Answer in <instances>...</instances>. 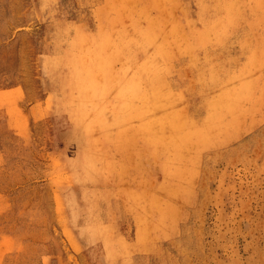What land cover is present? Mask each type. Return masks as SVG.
Here are the masks:
<instances>
[{"label":"rangeland","instance_id":"obj_1","mask_svg":"<svg viewBox=\"0 0 264 264\" xmlns=\"http://www.w3.org/2000/svg\"><path fill=\"white\" fill-rule=\"evenodd\" d=\"M205 1L0 0V264H264V0ZM146 55L163 97L115 126L119 78Z\"/></svg>","mask_w":264,"mask_h":264},{"label":"bare ground","instance_id":"obj_2","mask_svg":"<svg viewBox=\"0 0 264 264\" xmlns=\"http://www.w3.org/2000/svg\"><path fill=\"white\" fill-rule=\"evenodd\" d=\"M100 1V0H99ZM205 1V0H204ZM162 2V1H161ZM165 2V1H164ZM206 2V1H205ZM232 3V2H231ZM234 3V5L236 6V2L234 1L233 2ZM146 4V3H145ZM208 4H209V2H208ZM225 5V4H224ZM227 5V4H226ZM234 5H233V7H234ZM229 8H231V7H229ZM235 8V7H234ZM145 9V8H144ZM155 10H156V8H155ZM236 10V9H235ZM127 11V10H126ZM97 12V11H96ZM233 12H234V10H233ZM94 13V12H93ZM98 14V13H97ZM97 14H95V15H97ZM216 14V13H215ZM168 15V14H167ZM218 14H216V16H217ZM233 16H236V14L235 13H232V11H230V9H227L226 11H224L223 13H221L219 16H218V18L220 19V20H222V21H224V23H222L223 24V26H222V28H221V32H227V31H229V26H228V24H227V22L229 21V20H231L232 19V17ZM241 15H239V17H240ZM188 18H190L191 20H193V19H196V18H194V17H192V16H187ZM214 18H215V20H216V17H213L212 19H209L208 21H210V20H214ZM171 19V18H170ZM189 20V19H188ZM133 21V20H132ZM193 21H195V20H193ZM190 22V21H189ZM214 22V21H213ZM192 23V22H191ZM210 23H212L211 21H210ZM210 23H207V24H210ZM153 24H154V22H153ZM215 24H217V22L215 23ZM195 25H196V23H195ZM230 25V24H229ZM166 27H167V25H166ZM198 27V26H197ZM210 27V26H209ZM139 28V27H138ZM145 28V27H144ZM176 28V27H175ZM211 28V27H210ZM124 29V28H123ZM137 29V28H136ZM143 29V28H142ZM186 31V30H185ZM214 31V30H213ZM142 32V31H141ZM137 33H138V31H137ZM158 33H159V31H158V28L156 27V28H153L152 27V25L149 23L148 24V26H147V30L145 31V32H143V35L141 36V35H139V33L137 34V35H135V36H137L135 39H137L138 38V36H141L142 38H143V40H144V43H145V45H146V43H150L151 42V44L153 43H155V45L157 46V48L161 51V54H163V56H164V58L166 59L165 61L166 62H168L167 60H170V55H169V51H168V47L170 46V45H172L171 44V42H168L170 45H167L166 43H163V42H159L160 40H161V37H163V35L160 37L159 35H158ZM168 33V32H167ZM131 34H132V32H131ZM130 34V35H131ZM134 34H135V32H134ZM134 34H133V36H134ZM192 34V33H191ZM213 35V34H212ZM160 37V40L158 41V38L157 37ZM114 37V36H113ZM132 38V37H131ZM163 39H165V38H163ZM190 39V38H189ZM111 40V39H110ZM164 41V40H163ZM180 41V40H179ZM196 41V40H195ZM113 42V41H112ZM148 43V44H149ZM202 43V42H201ZM150 44V45H151ZM176 43L175 42H173V45H175ZM59 45V44H58ZM149 45V46H150ZM60 46V45H59ZM58 46V48H61V47H59ZM152 46V45H151ZM98 47V46H97ZM201 47H202V45H201ZM113 48V47H112ZM153 48V47H152ZM151 47H150V49H152ZM205 48V47H204ZM114 49H115V47H114ZM117 49V48H116ZM134 49V48H133ZM208 49V48H207ZM154 50V49H153ZM156 50V49H155ZM194 50V49H193ZM147 51V50H146ZM151 51V50H150ZM197 51V50H196ZM148 52H149V50H148ZM116 53V52H115ZM114 53V54H115ZM155 53H158V52H155ZM155 53H154V56H155ZM193 53H194V51H193ZM148 54V53H147ZM151 54V53H150ZM158 54H160V52L158 53ZM189 55V54H188ZM151 57V58H155V57ZM157 56V55H156ZM161 57H162V55H160ZM160 56H157L158 57V59H154L155 61H156V63L158 62V60L160 59ZM184 56H187V55H184ZM198 56V55H197ZM195 57H196V55H195ZM58 58V57H57ZM56 58V59H57ZM145 58H146V60L144 61V62H142V63H140V64H138L137 65V68H138V73H137V75L134 77L133 76V79H131V80H129V81H127L126 80V77L125 78H119V85L121 86L119 89H118V92H117V94L113 97V99H112V101H113V104H112V112H107L103 107H102V105L106 102V100L108 99V98H111L110 97V95H108L107 96V91H108V88L110 87V85H111V80H109V76H108V71L110 70V68L111 67H100V68H102V70L104 71V76L103 75H101L102 76V86H100V81L97 79V77H96V73H95V71H97L98 70V68L99 67H91L90 68V70H93V71H91V72H87V76H86V80H85V84H86V86H85V88L86 89H90L89 91H90V93H91V96H92V102H93V104H94V106H95V108H96V111L99 113V115L100 116H102L103 117V119H105L106 117H108L109 115L108 114H105L104 112H107V113H111V117H112V123L113 124H116V123H120V121L119 120H121L122 119V117H126V111L128 112V114H129V116L130 117H132V116H134L135 115V113H136V111H137V108H138V106L140 107V109L143 111V112H145L146 110H148L149 108H152V107H154V105H155V103H152L154 100L155 101H158V100H160L162 97H163V92H162V87H161V83H160V79H159V76H158V74L156 73V72H158V71H160V69L162 68V66H160V64H161V62L162 61H160V64L158 65V64H154V65H152L153 63L151 62L152 60H150V58H149V56H145ZM194 57L192 56V59H193ZM199 58V57H198ZM197 58V59H198ZM201 58V57H200ZM187 59H190V58H188L187 57ZM195 59V58H194ZM58 60V59H57ZM162 60V59H161ZM199 60V59H198ZM56 61V60H55ZM52 62L51 61V63H55V64H58L59 62ZM59 61V60H58ZM107 62H108V60H106ZM191 61H193V60H191ZM195 61V60H194ZM197 61V60H196ZM154 62V61H153ZM190 62V61H189ZM110 63V62H109ZM155 63V62H154ZM159 63V62H158ZM162 63H164V62H162ZM191 63V62H190ZM194 64V63H193ZM53 65V64H52ZM94 65V64H93ZM191 65V64H190ZM206 65H208V64H206ZM54 66V65H53ZM169 65H165V66H163V67H168ZM204 67H206V66H204ZM207 68V67H206ZM153 69V71H154V73L152 74V71H150V70H152ZM209 69V68H208ZM202 70V69H201ZM200 70V72H201V74L203 75V77L202 78H204V81H206V83H203V79H200V83H202L201 85H200V88H202V89H204V88H207V87H209V85H212V84H217V86H220V88H221V92H223L224 94H225V96L221 93V95H220V98H222V99H226V100H229L230 102H231V100H230V98L229 97H233V92H232V88H230V86H229V88H225V87H228V86H226L225 84H224V86H223V81H225V80H217L214 76H212V75H208L209 76V78H205L204 77V71L202 72ZM80 72H82V71H80ZM83 73V72H82ZM81 74V73H80ZM85 74V73H84ZM86 75V74H85ZM206 75V76H207ZM200 76H199V78H200ZM99 79L101 80V77H99ZM228 79V78H227ZM199 80V79H198ZM222 82V83H221ZM230 85V84H229ZM118 86V85H117ZM115 88H116V86H115ZM177 90H179V89H177ZM110 91V90H109ZM115 91V90H114ZM225 91V92H224ZM181 92H183L184 94H190V90H188V89H185L184 91H181ZM189 92V93H188ZM90 93H89V95H90ZM113 93V92H112ZM63 94V93H62ZM61 94V95H62ZM60 95V96H61ZM81 95V93L79 94V96ZM140 95H144V102H143V104L142 105H136L134 102H133V100H135V98L137 97V96H140ZM168 95H169V97H174V96H178V95H180V93L178 92V91H176V90H170L169 92H168ZM206 95V94H205ZM215 95V94H214ZM219 95V94H218ZM229 97H228V96ZM182 96V95H181ZM78 97V96H77ZM225 97H227V98H225ZM62 98V97H61ZM80 98V97H79ZM85 98L86 97H84L83 99L85 100ZM212 98V97H211ZM82 99V100H83ZM88 99H89V96H88ZM214 99H216V98H214ZM235 99H237V96L235 95ZM79 100V99H78ZM77 100V101H78ZM219 100V99H218ZM80 101V100H79ZM87 101V100H86ZM214 101H216V100H213V102L212 101H209V102H207L206 104L208 105V106H211V111L213 110H215L216 108L217 109H220V108H218V106H216L215 104H216V102H214ZM224 101V100H223ZM222 101V102H223ZM83 102V101H82ZM219 102V101H218ZM229 102V103H230ZM87 103V102H86ZM85 103V104H86ZM199 105H200V103H199ZM198 105V106H199ZM221 105H223L222 103H221ZM76 106H77V103H76ZM78 107V106H77ZM76 107V108H77ZM84 107V105L82 106V108ZM104 107H105V105H104ZM202 107L203 106H199L198 108H195V107H193V108H191L192 109V112H193V115L195 116V119H196V117H197V115L200 113V111H201V109H202ZM88 108H89V106H88ZM93 108V107H92ZM110 108V109H111ZM94 109V108H93ZM103 109H104V111H103ZM80 111H81V109H80ZM176 111V110H175ZM76 112H78V111H76ZM81 113V112H80ZM83 113V112H82ZM212 114V113H211ZM206 115H208V116H211L210 114H207V112H206ZM218 115V114H217ZM86 116H88V114L86 115ZM85 116V117H86ZM214 116H216V114L215 115H213V117ZM87 118V117H86ZM81 121V120H80ZM90 122V121H89ZM155 123V121H153V122H148V123H142L143 124V129L149 134V136H152V137H154L157 141H159V137L157 136V135H155V125L156 124H154ZM162 124H166V123H164V122H161ZM113 126V125H112ZM115 126H118L117 124L115 125ZM139 126V125H138ZM114 127V126H113ZM113 127H112V130H114L113 129ZM130 127V126H129ZM115 128V127H114ZM86 129V128H85ZM124 130V129H123ZM160 149V148H159ZM158 149V150H159ZM163 159V158H162Z\"/></svg>","mask_w":264,"mask_h":264}]
</instances>
